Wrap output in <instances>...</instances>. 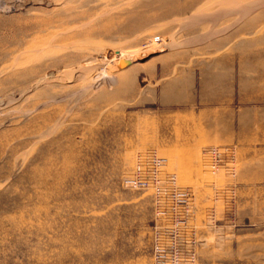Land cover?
<instances>
[{
    "label": "rangeland",
    "instance_id": "374dc122",
    "mask_svg": "<svg viewBox=\"0 0 264 264\" xmlns=\"http://www.w3.org/2000/svg\"><path fill=\"white\" fill-rule=\"evenodd\" d=\"M0 1V264H150L172 217L128 183L149 150L202 205L200 264H264V230L208 224L242 184L261 206L264 186L249 179L264 174V43L243 46L258 37L225 27L234 17L213 22L230 3L194 22L207 0ZM254 15L264 22L263 2ZM211 146L232 147L235 169L210 171Z\"/></svg>",
    "mask_w": 264,
    "mask_h": 264
},
{
    "label": "built area",
    "instance_id": "2783aa9c",
    "mask_svg": "<svg viewBox=\"0 0 264 264\" xmlns=\"http://www.w3.org/2000/svg\"><path fill=\"white\" fill-rule=\"evenodd\" d=\"M206 156L207 167L212 172L222 166L235 169L236 155L232 147L211 146L206 149ZM164 165L165 158L156 150H149L139 156L128 179V183L137 188L153 187L158 215L169 214L172 217L168 225L158 226L155 230L150 264H200L197 249L200 238L189 224L195 211L193 191L179 185L175 174L162 175ZM227 192L216 189V199L223 198ZM217 207L209 211V225L219 223Z\"/></svg>",
    "mask_w": 264,
    "mask_h": 264
},
{
    "label": "bare ground",
    "instance_id": "6f19581e",
    "mask_svg": "<svg viewBox=\"0 0 264 264\" xmlns=\"http://www.w3.org/2000/svg\"><path fill=\"white\" fill-rule=\"evenodd\" d=\"M7 1V0H6ZM6 1H5V3H6ZM15 1V0H14ZM20 1V0H19ZM24 1V0H23ZM37 0H33L32 1V3L34 2H36ZM56 1V0H55ZM67 1V0H66ZM69 1V0H68ZM188 2H187V4L188 3H190V1H192V0H187ZM193 1H202V0H193ZM216 1H220V2H223L224 4L226 3H230L231 5L230 6H232V7H228V8H223L222 9V11H221V13L219 12V14H216V15H213L214 16V20H213V22L215 21V22H217L218 20H220L221 18H229V17H234L233 18V23L231 22V23H229V24H227L225 27H229L230 25L231 26H233L234 27V29H232V30H234V31H236V34L237 33H242V32H248V37H254V36H257L258 38H255V39H253V40H245L244 41V44H243V46H249L250 48H252V47H256V45H263V43H264V22H263V20H261V18L260 17H257V15H254V13H255V11L257 10V8L261 5V3L263 2L264 3V0H249V1H247V2H242V0L241 1H236V0H207L205 3H206V5H202V7H198L197 9H195L194 11H192L191 13H189V20H192V21H194V22H198L199 20H201V19H205V14H201L199 11L200 10H203V8H205V7H207L209 4H211L212 2H216ZM1 2V1H0ZM3 2V1H2ZM27 3V2H26ZM194 3V2H193ZM24 4V3H23ZM58 4V3H57ZM12 5V4H11ZM10 5V6H11ZM0 6H1V4H0ZM7 6V5H6ZM9 6V5H8ZM1 8V7H0ZM181 8H182V6H181V4L180 5H178V7L176 6V7H172V8H170L169 10L168 9H166L165 11H164V14L165 15H175V13H177V11H179V10H181ZM2 9V8H1ZM6 9H9V7L8 8H6ZM205 11H207V10H205ZM217 11V10H216ZM220 11V10H219ZM105 12V11H104ZM143 13V11H138V10H136V11H131V16L132 17H137L138 15H140V14H142ZM211 13V12H210ZM217 13V12H216ZM103 14V13H102ZM208 14V13H207ZM212 15H209V18L208 19H210L211 20V18H212ZM210 16H211V18H210ZM206 19H207V17H206ZM207 19V20H208ZM213 19V18H212ZM230 20H232V18H230ZM209 21V20H208ZM200 22V21H199ZM242 22H243V24H242ZM263 22V23H262ZM212 25H213V23H211ZM211 25V26H212ZM216 25V24H215ZM215 25H214V27H215ZM211 26H209V27H211ZM230 26V27H231ZM213 28V27H212ZM224 29V28H223ZM223 29H221V30H223ZM208 30H209V28H208ZM225 30V29H224ZM223 30V32H225ZM212 31V30H211ZM210 30H209V32H211ZM214 31V30H213ZM216 31H218L217 29H216ZM216 31H214V32H216ZM208 32V31H207ZM219 32V31H218ZM212 33V32H211ZM220 34H222V32L220 31L219 32ZM218 33V35H220ZM214 35H216L217 33H213ZM213 34H209L208 33V35L211 37V35H212V37H213ZM205 35H207V33L205 34ZM208 36V37H209ZM196 42V41H195ZM226 43H227V40H226V42H224V44L226 45ZM160 44V43H159ZM171 44V43H170ZM223 44V45H224ZM173 45V44H172ZM160 47V46H159ZM35 48V47H34ZM33 48V49H34ZM148 51V50H147ZM25 52V51H24ZM30 52V51H29ZM32 52H33V50H32ZM145 52V51H144ZM117 53V52H116ZM141 53V52H140ZM119 54L122 56L121 57V59H128V60H131L133 57H136L135 55H137V53H134V54H128V56L127 57H124V52H122V51H120L119 52ZM139 54V53H138ZM110 55V54H109ZM138 56V55H137ZM36 55H35V53L33 52L30 56H28V58L26 59V60H28L29 61V59H31L32 61H36ZM40 57V56H39ZM112 57H115V55H113ZM111 57V58H112ZM117 58V57H116ZM113 60V59H112ZM122 60V61H123ZM128 60H124V62H127ZM28 61H24L25 63H27ZM116 61V60H115ZM24 62H18L17 61V59L15 58V59H13V61H12V63H16V64H19V65H21L22 66V64L24 63ZM129 63V62H128ZM11 65H13V64H11ZM41 65V64H40ZM19 67V70H18V73L17 72H15L16 74H19V73H22V72H26V70H21V68L22 67ZM110 66V65H109ZM80 68V67H79ZM111 69V68H110ZM99 71V70H98ZM104 71V70H103ZM1 72V71H0ZM55 72V71H54ZM100 72V71H99ZM108 73H113V72H107L106 70L104 71V72H102V74L103 75H107ZM96 75H97V72L95 73ZM102 74H101V76L100 77H103L102 76ZM119 74V73H118ZM53 74L52 73H47V75H46V77L44 78L43 77V79L45 80V79H48V78H50L51 76H52ZM120 75V74H119ZM106 77V76H105ZM104 78V77H103ZM102 78V79H103ZM97 79V78H96ZM96 79H94V80H96ZM93 80V81H94ZM114 80V79H113ZM116 80V79H115ZM114 80V81H115ZM40 81V80H39ZM91 81V80H90ZM97 81V80H96ZM101 81V80H100ZM92 82V81H91ZM118 82H116V84H117ZM88 84V83H87ZM111 84H113V82L111 83ZM90 85V84H89ZM99 85V84H98ZM115 85V84H114ZM113 85V86H114ZM32 86V85H31ZM29 89V88H28ZM0 103H1V101H0Z\"/></svg>",
    "mask_w": 264,
    "mask_h": 264
},
{
    "label": "crops",
    "instance_id": "0c3cea01",
    "mask_svg": "<svg viewBox=\"0 0 264 264\" xmlns=\"http://www.w3.org/2000/svg\"><path fill=\"white\" fill-rule=\"evenodd\" d=\"M244 181H247V177L242 175ZM249 179L251 181L264 182V174H254L250 175ZM246 185H240L239 191H237V196L234 197L233 209L228 211L226 216L218 223V227L224 230H233L238 232V234H244L245 230H264V186H262L263 193L261 196V206L257 202L249 203L245 196ZM236 193V190H235ZM194 195V229L197 232V236H203L202 227L200 226V215H201V203L198 201L196 193L193 191ZM209 200V198H208ZM207 234V233H206Z\"/></svg>",
    "mask_w": 264,
    "mask_h": 264
},
{
    "label": "water",
    "instance_id": "95a60500",
    "mask_svg": "<svg viewBox=\"0 0 264 264\" xmlns=\"http://www.w3.org/2000/svg\"><path fill=\"white\" fill-rule=\"evenodd\" d=\"M164 48H162V50H163Z\"/></svg>",
    "mask_w": 264,
    "mask_h": 264
}]
</instances>
